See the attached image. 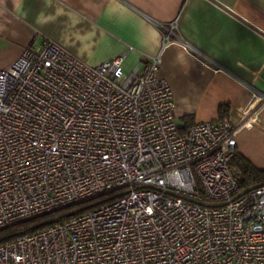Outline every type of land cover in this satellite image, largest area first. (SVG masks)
Returning a JSON list of instances; mask_svg holds the SVG:
<instances>
[{
	"label": "built area",
	"instance_id": "built-area-1",
	"mask_svg": "<svg viewBox=\"0 0 264 264\" xmlns=\"http://www.w3.org/2000/svg\"><path fill=\"white\" fill-rule=\"evenodd\" d=\"M158 27L160 51H195L177 19ZM160 51L125 72L124 53L89 65L44 37L0 69V229L121 192L0 243V264H264V184L233 197L230 164L264 92L182 132Z\"/></svg>",
	"mask_w": 264,
	"mask_h": 264
},
{
	"label": "crops",
	"instance_id": "crops-1",
	"mask_svg": "<svg viewBox=\"0 0 264 264\" xmlns=\"http://www.w3.org/2000/svg\"><path fill=\"white\" fill-rule=\"evenodd\" d=\"M177 19L178 42L161 51L159 23ZM48 37L89 65L124 53L125 72L160 51L158 77L172 89L179 126L234 121L264 92V0H0V69ZM131 47V48H129ZM236 149L264 169V108Z\"/></svg>",
	"mask_w": 264,
	"mask_h": 264
},
{
	"label": "trees",
	"instance_id": "trees-1",
	"mask_svg": "<svg viewBox=\"0 0 264 264\" xmlns=\"http://www.w3.org/2000/svg\"><path fill=\"white\" fill-rule=\"evenodd\" d=\"M220 117L226 115L227 105L219 106ZM186 125L180 127L183 132ZM231 166L237 170L238 187L235 190L233 197H237L251 187L264 184V169L256 168L247 158H245L239 150L234 149L233 156L230 161ZM119 190H114L105 194H101L78 203H74L42 215L24 219L22 221L11 224L0 229V243L11 240L17 236L33 232L44 226H47L54 221H61L70 217L83 213L90 208L104 204L116 196L120 195Z\"/></svg>",
	"mask_w": 264,
	"mask_h": 264
}]
</instances>
